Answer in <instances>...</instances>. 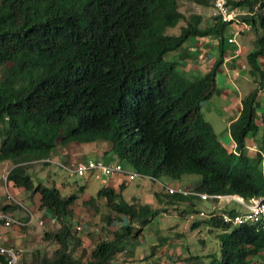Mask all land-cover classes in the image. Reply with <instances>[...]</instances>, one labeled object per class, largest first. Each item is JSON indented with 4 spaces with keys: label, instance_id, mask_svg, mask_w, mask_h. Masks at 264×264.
I'll return each mask as SVG.
<instances>
[{
    "label": "trees",
    "instance_id": "obj_1",
    "mask_svg": "<svg viewBox=\"0 0 264 264\" xmlns=\"http://www.w3.org/2000/svg\"><path fill=\"white\" fill-rule=\"evenodd\" d=\"M180 1L0 0V123L7 121L0 163H13L7 182L38 194L39 207L59 223L40 237L56 248L49 253L38 243L31 264H118V256L131 254L130 243L160 211L123 198L110 184L101 187L84 204L93 214L100 213L96 200L103 197L107 212L101 220L107 226L122 217L125 222L108 228L86 259L85 249L83 256H76L82 239L69 219L76 193L63 195L55 185L35 181L28 171L29 162L50 158L58 144L67 148L104 141L107 153L143 175L180 179L194 173L201 181L193 190L200 193L236 194L247 201L264 197V124L258 123L257 110L264 87L259 61L264 58V0L233 1L249 5L255 12L245 16L246 22L261 29L256 49L246 57L257 85L243 97L241 112L229 127L234 149L220 140L202 111L203 102L219 90L226 23L215 17L213 26L200 25L203 17H188ZM190 1L211 5V0ZM180 21V32L167 33ZM206 35L217 38L219 55L204 73L185 76L176 62L165 59L192 37ZM248 137L259 148L254 157L246 151ZM155 196L162 203L200 199L164 189ZM18 206L12 202L4 209L14 212ZM202 222L216 231L219 253L207 254L206 260L189 253L177 259L181 264H264V219L233 225L213 215L192 221L191 228ZM0 263L8 264L5 255Z\"/></svg>",
    "mask_w": 264,
    "mask_h": 264
},
{
    "label": "rangeland",
    "instance_id": "obj_2",
    "mask_svg": "<svg viewBox=\"0 0 264 264\" xmlns=\"http://www.w3.org/2000/svg\"><path fill=\"white\" fill-rule=\"evenodd\" d=\"M214 0H211L213 3ZM181 10L185 12H193V11H200L203 14L202 17L204 18H210V10L211 6L210 3L208 4H198L197 2L190 1V0H181ZM184 24L183 21H180L176 26L169 27L167 29V33L173 34L180 32L181 25ZM239 34V33H238ZM237 34V35H238ZM245 35H238V39L243 41ZM255 36L256 33H255ZM194 39V37H192ZM227 38V37H226ZM228 45V42L226 43ZM192 54V55H191ZM198 54H200V50L195 47L193 44L191 45V42L188 40L186 41L181 48L178 50H175L173 52L168 53L165 56V59L169 62H176L177 68L182 72L185 76H190L188 73V68L191 64V62L196 60L197 58H194L195 56L198 57ZM248 74L247 69L244 68L241 71L242 79L245 77V75ZM249 75V74H248ZM218 87L219 89H222V82L218 79ZM256 84L254 82L248 83V90L244 91V96L250 92ZM217 94L215 93L212 97L214 101L217 99ZM209 102L208 100L203 102L202 108L204 107V104ZM217 102V101H216ZM264 102V101H262ZM261 105V104H260ZM204 116L206 120H208L210 123L214 125V122L216 120L219 113H207L206 108L204 109ZM257 110L259 112V107L257 106ZM226 114V113H222ZM7 124V121H1L0 123V144L3 139V127ZM212 125V126H213ZM102 141H99L101 143ZM88 148L90 149H101V151L104 150L105 145L104 144H88ZM226 145V144H225ZM229 147L228 145H226ZM84 148V147H83ZM86 149V148H85ZM84 149V150H85ZM88 151V150H85ZM62 152H66V150L63 148L62 144H58L53 150L51 151L50 159L51 163H44L42 161H31L28 164V171L33 176L35 181H42L46 185H55L58 187L62 194H70L75 192L77 195L76 202L71 206L73 214L69 216V219L71 222L77 226L85 221V212L89 210L90 207L84 204V200L88 199L89 196H95L98 192V190L103 187V184L106 182L109 177H106L105 175L96 176L95 174H98V171H94L95 174L86 173L83 176H77L75 180H72V177L68 175V173L61 168L58 164L62 159L61 155ZM105 158V157H104ZM123 164L125 167L128 168L131 167L126 161H123ZM13 163L9 161H3L0 163V196L2 195V206L9 204V203H17L18 201L25 206L27 205L26 202L22 199L24 198L23 194L21 193L23 189L19 190L18 188L14 187L13 185L9 184L8 182L5 183L4 176H7V173L9 170L13 167ZM132 168V167H131ZM127 170V169H126ZM112 178V177H111ZM120 181L117 184L109 183L110 185H116L118 187L123 179H126L125 176L119 177ZM192 178L197 179V182L201 181V177L198 174L194 173H184L180 179H175L168 175H162L158 178V180H155L152 182L157 188L159 187L158 181L165 182L167 185L164 187L165 193H167V186L168 183H173L175 185H189V179L192 180ZM142 178L138 177L135 181H128L125 186H123L122 190V196L123 198L127 200H135L138 202L148 203L153 208H158L160 211L154 216V218L144 226L143 230L141 231L139 238L135 239L133 243H130L129 250H132L131 254H120L118 256V264H147V263H153V262H159L162 264H169L170 258L173 260H177L180 256L184 257L186 255L190 254H199L204 255V260H206V255L212 252L219 253V240L216 236V231L211 230L210 227L206 222H202L200 226H198L196 229L191 228V222L193 220H205V216H202L197 213H190L186 212L185 214L182 211L186 209V206L189 204V201L185 200H178L172 203V205H165L161 201L157 199L155 196V192L153 191L154 188L152 186L148 185L151 189H144V191L140 192L138 191L139 186L137 182H139ZM151 180V179H150ZM158 184V185H157ZM84 186V190H78L80 186ZM146 186V185H145ZM145 188V187H140ZM117 189V188H116ZM153 189V190H152ZM19 190V191H18ZM162 190V189H161ZM159 190V191H161ZM15 195V196H14ZM38 194L35 195V198L37 199ZM104 199V198H103ZM100 199L99 197L96 200V203L98 207L100 208V213L97 212L95 214H92L94 217V221L91 224H88L86 221L83 223V227L80 231L77 230V235L81 237L82 239V245L74 251V254L76 256H81L83 253V250L85 249L87 252H85V255L83 256L84 259L87 258L89 250L101 239H104L105 237V229H101L100 226H103L105 221L101 220V213L107 212V207L105 205V199ZM195 202L199 206V209L208 212L213 209V206L215 204V201L213 199H207V200H201L199 198H195ZM14 200V201H13ZM26 200L29 202V198L27 197ZM18 204V203H17ZM31 205H35L32 203L31 198ZM170 204V203H167ZM176 204V205H175ZM19 205V204H18ZM217 211L223 212L224 210H231V209H237L239 211H245L246 207L241 204L240 202L236 201L234 198H223L220 199L219 204H217ZM28 207V206H27ZM167 209V211H165ZM199 210V211H200ZM33 213H35V210H32ZM14 213L18 215L25 214L24 208L19 205ZM195 218V219H194ZM15 224H11L9 226H3L6 227L8 230H13L16 228L14 226ZM59 225V223H58ZM119 225V224H118ZM44 228L39 227V232L41 235L44 231L49 229H55V225L50 226H43ZM17 229V228H16ZM19 231V229H18ZM22 236L21 242L24 246H28L26 248L31 249L32 247L38 246V243L41 244V246H46L47 251L51 253L55 248V244H48L41 240V235L39 239L37 240H31L30 233H27L25 231H21ZM9 237L6 235L5 239H8ZM41 240V241H40ZM43 244V245H42ZM156 245L155 249L152 248V246ZM174 245V246H173ZM174 248V249H173ZM171 249H173V255L170 257ZM166 252L164 254V252ZM155 252V253H154ZM23 254L19 255V262L18 264H31V256L28 251V253L21 252ZM154 254H157L156 256H153ZM164 255L161 257H158V255ZM182 260L179 259L176 261V264H181Z\"/></svg>",
    "mask_w": 264,
    "mask_h": 264
},
{
    "label": "crops",
    "instance_id": "obj_3",
    "mask_svg": "<svg viewBox=\"0 0 264 264\" xmlns=\"http://www.w3.org/2000/svg\"><path fill=\"white\" fill-rule=\"evenodd\" d=\"M212 3V2H211ZM211 6V5H210ZM246 10L248 11L247 15L254 13L255 11L251 9L248 6H244ZM182 7L180 6V9ZM212 8V6H211ZM182 12L186 14L188 17H192L195 14H200L201 16L203 15L200 11H193V12H185L182 9ZM210 15H211V10H210ZM246 21V19H245ZM215 23V17L211 15V17L208 18H202L200 25H207V26H213ZM247 23V22H246ZM259 24H255L254 26L250 24L244 25L242 28V31L239 33L240 35H245L243 38V41L238 39V35L236 36L237 42L239 43L241 47V52L238 55L234 54V47L233 45L225 44L227 39L226 37L229 35H232L239 30L237 25H226L225 30H224V35H225V42H224V60L221 66L218 69L217 72V79L222 82L223 86L222 89L220 88L218 92L216 93L217 99L214 101L212 98L209 99L207 103L204 104V109L206 108L207 113H219L218 116L215 115L216 120L214 122L213 128L220 138V140L228 145L229 147H232L233 149L236 148V144L234 140L231 137L230 134V124L232 121H234L240 114L241 109H242V99L244 97V91L248 90V83L251 81L254 82L257 85V81L253 78V76L249 73V68L246 64V57L247 54L254 49H256V43H255V33L257 35V32L260 31V27L258 26ZM175 34V33H174ZM191 42V45L193 44L195 47H197L200 50V54H198V57L195 56L194 58H197L196 60L193 59L191 62L189 68H188V73L190 76L197 75V74H202L206 70H208L213 63L216 61L219 55V46H218V40L215 38L213 35H206V36H196L191 38L189 40ZM228 42V41H227ZM259 61L261 62L262 69L264 70V58L259 57ZM246 68L248 74L245 75V77L242 79L241 71L242 69ZM236 70H239V75L236 74ZM219 83V81H218ZM249 93V92H248ZM213 97V96H212ZM259 117H258V123H263L264 124V87L260 90L259 94ZM261 104V105H260ZM202 108L203 114L205 113ZM226 113V114H222ZM264 127V125H263ZM256 143L254 142L253 138L248 137L246 141V151L249 153L251 156H256V153L258 150L254 148ZM89 145H82L79 143H73L69 145L67 148L63 147L66 152H62L61 157L63 160H61L64 163H67L69 161H73V159H78L80 161H84L88 159V157H95V158H100L104 160L105 162H110V161H116V157L113 153L105 151L107 147L105 146L104 150L101 151V149H90L88 148ZM257 146V145H256ZM84 147V148H83ZM86 148V149H85ZM88 151H85V150ZM257 149L258 146H257ZM105 157V158H104ZM127 168V167H126ZM131 169V167H129ZM128 169V168H127ZM117 184L120 181L119 176L112 177L107 179V183ZM154 180H150L148 177L142 178L139 182H137L139 186L140 192L144 191V189L148 188L151 189L149 186L151 185L152 188H154V192H160L163 188L162 185H167L165 182L158 181L157 184L159 187L155 186L152 182ZM5 183L7 181L5 180ZM125 183L124 179L121 181L120 185L116 187V185H113L115 189L117 188L121 193L122 190L121 184ZM155 183V181H154ZM197 179L192 178V180L189 179V185H185L187 187L193 188L194 185H196ZM127 184V182H126ZM169 186L175 185L173 183H168ZM146 185V186H145ZM149 185V186H148ZM140 187H145V188H140ZM21 190V189H19ZM18 190V191H19ZM24 196L22 198L26 202V206L19 201L17 202L19 205H21L24 210L25 214L23 215H18L14 212H11L8 209H4V205L2 206L1 202L2 199H0V213H9L16 217L21 224H15L14 226L17 228H14L13 230H8L6 227H3V225H0V242L5 245V246H11L13 247L19 255L23 254L21 252H24L25 254L30 253L31 259H32V250L35 248H26L28 246H24L23 243L21 242V236L22 233L21 231H25L27 233L32 234L31 235V240H37L39 239L41 233L39 232V227L44 228L43 226H50V225H55L58 226L57 220L54 215L50 213L45 208L39 207V197L37 199L35 198L36 194H33L30 191L23 190L21 192ZM15 196V195H14ZM3 198V196H0ZM29 198L26 200V198ZM90 197V196H89ZM88 197V198H89ZM31 198H32V203L35 204L34 206L31 205ZM100 199H103V197H99ZM104 200V199H103ZM196 199H192L191 202L186 206V209L182 211L184 214L186 212L193 213L195 210H200L199 206L195 202ZM14 201V200H13ZM168 202H165V205H172V203L167 204ZM176 205V204H175ZM28 206V207H27ZM89 207V206H88ZM32 210H35V213H33ZM237 210V209H236ZM167 211V209L165 210ZM94 210H91L89 208L88 211L85 212V223L86 221L88 224L93 223L94 217L92 216ZM33 214V215H31ZM104 214V213H101ZM195 219V218H194ZM194 221V220H193ZM125 222V218L122 217V219L119 220H112L109 226L106 225V223L103 226H100L101 229H105V231L108 228L111 227H117L120 226V224H123ZM83 223L81 225L83 226ZM73 224V223H72ZM119 224V225H118ZM22 225H25L24 228H22ZM74 225V224H73ZM75 226V225H74ZM19 229V231H18ZM6 235L9 237L8 239H5ZM174 246V245H173ZM174 249V248H173ZM173 249H171L170 252V257L174 256L173 255ZM164 252V251H163ZM155 253V252H154ZM166 252H164L165 254ZM157 254H154L153 256H156ZM164 255H158V257H161ZM171 260V258H170ZM1 264V263H0Z\"/></svg>",
    "mask_w": 264,
    "mask_h": 264
},
{
    "label": "built area",
    "instance_id": "obj_4",
    "mask_svg": "<svg viewBox=\"0 0 264 264\" xmlns=\"http://www.w3.org/2000/svg\"><path fill=\"white\" fill-rule=\"evenodd\" d=\"M234 0H214L211 8V15L213 17H219L226 25H237L239 30L235 31L234 34L227 36L229 44L235 46L234 54L238 55L241 52V47L237 42L236 36L242 31L244 25H246L245 16L248 11L244 6L234 5ZM236 74L239 75V70H236ZM63 168L66 170L68 175L75 178L80 175H84L89 171H98L99 173L110 176L124 171L123 167L119 163H105L102 160L89 158L85 161L73 160L69 163L63 164ZM138 174L130 173L129 177L134 178ZM6 179V176H4ZM170 193H179L183 195L193 194L200 195L202 199H223V198H234L246 207L245 211L230 214L228 212H222L219 215L225 222H229L233 225H239L247 222L258 223L264 219V197L252 198L249 202H245L243 198L236 195H219V194H208L198 193L194 190H189L181 186H172L168 188ZM201 215L210 216L217 215L216 212H211L208 215L201 211ZM33 215V214H31ZM11 224H21V222L9 213H0V225L9 226ZM82 225L76 226V229L80 231ZM0 255H5L8 260V264H18L19 254L11 246H5L0 242Z\"/></svg>",
    "mask_w": 264,
    "mask_h": 264
},
{
    "label": "clouds",
    "instance_id": "obj_5",
    "mask_svg": "<svg viewBox=\"0 0 264 264\" xmlns=\"http://www.w3.org/2000/svg\"><path fill=\"white\" fill-rule=\"evenodd\" d=\"M104 144L106 147H107V149H106V151H108V145L103 141V142H101V143H99V141L98 142H94V143H92V144ZM254 148H256V150H258L257 149V146L255 145V147ZM258 152V151H257ZM112 153V152H111ZM116 157V156H115ZM89 158H94V159H97V160H102V159H100V158H95V157H88V159ZM116 161H110V162H105L104 160H102L103 162H105V163H119V164H121L122 165V167H123V169H124V171L123 172H121V173H117V174H114V175H110V176H106V177H109V178H111V177H116V176H119V177H123V176H125L126 177V179H124V181H125V183L126 182H128V181H132V180H136L138 177H141V178H144V177H148L149 179H151V180H158L157 178H152V177H150V176H146V175H143V174H141V173H139L135 168H133L132 166V170L129 168V170H131V171H128V169L124 166V164H123V162L121 161V160H119L117 157H116ZM73 160H77V161H80V160H78V159H73ZM87 160V159H86ZM40 161H42V162H48V163H51V159L50 158H48V159H42V160H40ZM85 161V160H84ZM69 162H71V161H69ZM69 162H67V163H69ZM59 164V166L61 167V168H63V164H66V163H64V162H62V161H60V162H58ZM64 169V168H63ZM127 169V170H126ZM65 170V169H64ZM66 171V170H65ZM88 173H91V174H95L94 173V171H89ZM130 173H137L138 175L136 176V177H134V178H130L129 177V175H130ZM85 175V174H84ZM97 177L98 176H100V175H103V174H101V173H99L98 172V174H95ZM80 176H83V175H80ZM77 177H75V178H72V180H75ZM6 181H7V176H6V179H5ZM123 184V183H122ZM121 184V185H122ZM106 185H108V183H104L103 184V186H106ZM163 186V188L162 189H164V187H166V185H162ZM172 186H181V187H184V188H186V189H189V190H193V188H190V187H187V186H182V185H172ZM171 185L169 186H167V192H169V190H168V188L169 187H172ZM115 188V187H114ZM116 190H118V189H116ZM195 191V190H194ZM196 192H198V191H196ZM170 193V192H169ZM198 193H200V192H198ZM171 194H173V193H171ZM177 194V193H176ZM179 194V193H178ZM183 195V194H182ZM189 195V194H188ZM234 195H236V194H234ZM184 196H186V195H184ZM199 197H200V195H198ZM236 196H238V197H241V196H239V195H236ZM241 198H243V197H241ZM259 198V197H258ZM200 199L201 200H207V199H202L201 197H200ZM209 199H212V198H209ZM244 199V198H243ZM214 201H215V204H214V206H213V209L212 210H210V211H208V212H205L207 215L209 214V213H211V212H216V213H218L217 215L218 216H220L219 214L220 213H222V212H218L217 211V204H219V202H220V199H217V198H215V199H213ZM244 201L245 202H249L250 200H245L244 199ZM202 210H200V211H198V212H196L197 214H200V212H201ZM238 212H241V211H239V210H237ZM204 212V211H203ZM223 212H227V211H223ZM201 215V214H200ZM203 216V215H202ZM212 215H210V216H205V218H209V217H211ZM74 226V225H73ZM74 228L76 229V226H74ZM77 230V229H76ZM16 251V250H15ZM17 252V251H16ZM20 258V257H19Z\"/></svg>",
    "mask_w": 264,
    "mask_h": 264
}]
</instances>
